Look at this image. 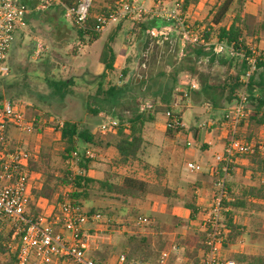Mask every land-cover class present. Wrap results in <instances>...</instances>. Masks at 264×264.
I'll use <instances>...</instances> for the list:
<instances>
[{
    "label": "rangeland",
    "instance_id": "374dc122",
    "mask_svg": "<svg viewBox=\"0 0 264 264\" xmlns=\"http://www.w3.org/2000/svg\"><path fill=\"white\" fill-rule=\"evenodd\" d=\"M96 1L99 3V5H95L94 7L96 15L100 13L102 7L111 6L109 0ZM141 1L142 0H140V2ZM216 2L217 0H202L201 5L192 14V18L186 19L190 25L191 32H195L199 29L195 21H198L197 23H200V25L205 23L208 12ZM150 3L151 4L147 6L149 13L144 14L139 21H147L151 18L160 17L168 20L165 13H178L180 15L183 13L181 12V5L174 0L164 1L163 5L159 8L153 7V1H150ZM249 7L251 11L250 16L252 17L249 20L250 25L255 29L264 21V0H249ZM251 8L254 12H252ZM121 21H123L128 28L127 35L124 37V43L130 50L129 58L126 62L125 60L120 61L118 58V62L117 60L114 61L112 70H105V67L100 63V56L111 28ZM121 21L116 22L109 30L102 33V37L99 40L92 44H88L78 39L77 30L73 25V19L67 16L65 9L61 6H57L44 13L31 12L28 15L25 33L20 37L16 50H11L9 55L10 74L6 77L0 75V78L6 79L8 84L12 85L10 89H6L5 95L7 99L24 105L28 117H38L40 115L45 120V118H48V115H50L55 122L54 124H48L45 121L40 123L39 127L43 128V131L32 135H19L17 132L12 131L13 142L23 143L26 148L34 153V156L37 155V158L31 163L39 161L41 151H45V153L50 156L51 164L54 169L61 170L62 168L66 169V167H68V163L61 157L63 145L60 140V131L56 127V123H64L65 121L77 123L81 130H92L96 135H99L104 146L106 143L113 145L116 141L115 134L101 132L99 129L102 122V115H106L108 118L118 121L119 119L126 121L131 116L137 102L141 105L144 104L151 94L158 91L159 85H161L162 82L157 80H152L151 82L149 70L146 69L143 73L144 78L142 80L144 84L138 77L142 70H134V72H132L133 75H131V69L128 68V64L131 65L130 67H133L132 64L136 62L137 59L140 61L144 58L141 55L137 58L138 50L135 47L139 37L138 29L136 30L135 28L136 23L139 21L131 19H124ZM171 21L172 24L169 25L168 28H171L178 39H183L181 26L175 20ZM159 32L162 35L164 34L165 37H167L165 33H169L168 30L163 28ZM261 35V41L257 47L263 50L264 33H261ZM121 36H124V34ZM149 37L154 39L151 34H149ZM34 38H37L45 48L37 57H35L34 53ZM178 60L180 61V59ZM173 61L175 62L176 60L173 59ZM206 67V60L199 62L200 73L206 72ZM125 69L129 70L127 71ZM161 70V68H158V70H154V72H160ZM223 72L224 70L220 66L216 65L212 68V73L217 75L216 79L222 77ZM49 81L68 83V88L63 90L65 95L61 96V93H58L54 85ZM126 83H128V87L125 88L124 85ZM192 85L189 78H187L179 87L181 92L178 89L172 94L170 105L158 99L155 108L157 113H160V121L162 122L164 119L162 114L166 112L170 106L173 107V110L182 116V121L187 128L191 130L190 134L188 136L181 135L176 139H172L174 143H171L165 140L167 139V135L165 134V129L162 128L163 125L157 126L149 124L145 131L146 144L143 156L144 162L158 167L162 166L168 168L170 165L168 162H170L172 167L175 166L181 171L186 180L193 178L194 174L201 173L187 169L188 162L192 161L199 164L204 170L206 168L205 164H212L215 162L216 154L220 152L219 149L213 148L203 152L201 147L204 142L211 139L206 136L208 133L215 130V127L221 123L222 116L230 106L224 101H220L217 108H213V105L209 103L211 105V113H209L206 109L200 107L204 104L193 94ZM112 87H122V90L119 92L118 96H116L114 102L112 101L113 98L108 95ZM180 93L188 97L184 100ZM163 94L167 95L168 92ZM186 100H190V102H186ZM193 103H197L194 104L197 106L193 108L186 107V105L192 106ZM250 105L251 97L249 108H251ZM50 122H52L51 118ZM213 122L216 124L211 126ZM248 124V127L242 130L243 138L250 136V140L246 138L249 142H263L264 126H258L256 123H251L250 121ZM194 130H198L199 133L197 135L192 133ZM187 145L189 147H187ZM173 149H175L174 153H172ZM88 150L97 156L96 162L93 164L92 172L95 178L104 179L107 175L109 176L114 173V170L110 166L115 156L114 147L103 148L101 150L88 148ZM138 168H140V165L136 163L134 169L138 171ZM70 169L74 173H78V162L75 160L72 161ZM122 173L125 172L122 171ZM139 173L142 176L144 172L139 171ZM145 177L149 181L154 180L153 174L146 175ZM205 180L210 185V188L208 186V192L214 191L215 193V186L212 183L210 184L211 178L205 177ZM234 181L241 183L248 182L247 178H244L241 172L235 173ZM170 185L173 190H179V188L176 187V185H178L177 183L172 182ZM212 186L214 188H212ZM187 189L188 188H186L185 191L188 192ZM179 191H181L180 196L184 195L182 194L184 190ZM63 192H65V190L60 191L58 194H62ZM58 194L52 200V203L57 200ZM152 195L156 196L157 200H167V197L162 195V188L155 184L152 187ZM172 200L180 203V200L183 199L173 198ZM40 205L46 207L44 208L46 214L50 213L52 205L48 206L46 203H40ZM81 206L87 212L95 210L106 216H109L107 213H111L112 215L109 217L115 219H128L124 215V213L127 212L124 211L126 207H123L120 202L115 200L96 199L82 202ZM130 210L134 211L133 213H129L133 214L131 217L142 215L151 220L150 225L153 226V228L149 229L147 228L148 226H145L141 228V232L155 233L154 236H151L152 243L156 245L155 247L159 245V241H162L165 248H168L172 243H176L179 237L185 239L189 235L190 229L186 228L183 222L180 224L175 221H173V223H166L158 219L155 215H146L134 208ZM241 220L247 224L245 247H235L234 250L247 251L251 255H255L264 249V214H253L251 216L248 213L245 217H242ZM99 234H102L105 238L100 247L93 242L92 237L88 239L93 247L92 250L95 252L96 249L99 248L98 250L101 254H111L112 256L113 253H116V251L114 252V247L119 248L120 244H122L123 234L114 232H103ZM232 254L233 253L230 252V258H232ZM201 255L202 253H195L193 250H190L189 252H182L180 257L185 256L188 262H193V260L201 257ZM174 261L176 262L175 257Z\"/></svg>",
    "mask_w": 264,
    "mask_h": 264
},
{
    "label": "trees",
    "instance_id": "16d2710c",
    "mask_svg": "<svg viewBox=\"0 0 264 264\" xmlns=\"http://www.w3.org/2000/svg\"><path fill=\"white\" fill-rule=\"evenodd\" d=\"M79 0H63V5L66 8L74 9ZM110 7H102L98 15L95 14V5L99 3L95 0L88 17V21L84 28H81L73 20V25L77 30V37L80 41L88 44L99 40L102 33L95 31V24L97 17L100 15L108 16L112 10L117 8L119 0H109ZM166 1V0H161ZM182 7V18L185 24L190 25L186 19L192 18L194 11L201 5L202 0H174ZM247 0H217L211 7L206 21L203 25L198 24L199 29L193 33L199 36L195 43L186 42L183 47L184 57L179 61L176 59L179 45L175 48H169L168 42H163L161 45H156L158 52L171 51L167 61L174 66L172 80L162 82L159 85L158 91L151 94L147 101L157 104L158 99L170 105V98L177 90L176 79L180 73H186L193 78H196L199 83V90L193 91L202 103H210L217 107L220 101L231 105L236 99L237 93L241 90V77L245 75L248 70V63L246 59L251 56L253 48L260 55L257 58V70L249 80V93L251 97V113L249 120L256 123L258 126H264V49L260 50L257 46L261 41V33H264V21L261 22L255 29L250 25V15L246 13ZM28 6L32 7L31 4ZM172 24L171 20L164 18H151L147 21L136 23V30L138 29V39H142L147 34L148 30L154 28L161 30L165 26ZM123 21L111 28L107 43L103 47L100 63L104 65L105 70H112L116 54L112 48V44L120 31H122ZM204 41V43L202 42ZM214 42L223 43L232 48V52L225 51L222 54H215L213 51ZM206 44H210L207 46ZM156 49V48H155ZM173 59L176 61L174 62ZM207 61L206 72H199V62ZM223 68V76L217 78V75L212 73L214 66ZM30 74V73H29ZM55 90L65 95L63 90L68 88V83L49 81ZM143 83V81H142ZM144 84V83H143ZM12 85L8 84L6 79L0 78V104L5 101L13 102L7 99L5 95L6 89H10ZM125 88L128 87L126 83ZM120 88H111L108 95L113 98V102L118 96ZM165 90V91H164ZM168 92L167 95L163 94ZM183 99H186L182 93ZM141 104L137 105L132 111L131 116L123 121L119 119V125L115 134L116 141L112 145L103 141L92 130H81L77 123L65 121L62 127H57L60 131V140L63 145V152L61 157L68 163L66 169L56 170L52 167L51 158L45 151H41L40 159L37 162L31 163V169L40 175L42 181V188L34 191L35 200L30 203L29 215L37 218L44 208L40 203H46L48 206L52 205L50 215L56 208V203L62 194L60 191L70 189L68 198L72 201L82 204V202L93 201L96 199H110L120 202L123 207H129L130 203L135 200H145L147 196L152 193V187L155 185L163 186V180L166 176V171L160 167H153L144 162V147L145 138L144 131L148 123L155 120L157 113L155 110H148L142 112L140 110ZM173 112V107H169ZM180 117V115H178ZM39 117V116H38ZM46 117V122L49 120ZM56 120V119H55ZM35 130L41 133L43 128L36 124ZM172 130L167 129V135L172 136ZM250 140V136L248 138ZM114 147L116 157L111 161V168L115 169L112 175H107L104 179H95L89 176V171L96 162L94 159L86 157L88 148L93 150H101L103 148ZM87 149V150H86ZM249 164L247 166L238 167L241 169L243 176L248 171L250 178L248 182L241 183L236 181L227 182V190L230 200H225L223 206L226 211L223 213L224 230L227 231V236L223 241V248L229 250L235 246L239 240L247 234V226L241 220L246 214H264V153H256L245 157ZM78 162V173L71 171L70 166L72 161ZM136 163L140 165L138 171H129L127 174H119L118 170L132 168ZM235 167V166H234ZM139 171L144 172L139 175ZM58 173V174H57ZM57 174V175H56ZM153 174L155 183L151 184L145 177ZM162 188V187H161ZM58 194L57 200L52 203V200ZM172 192L168 188H162V195L169 197ZM191 211L189 226L191 230L187 238L179 237L176 244L184 251L189 252L193 250L195 253H202L201 257L193 260V264H201L208 252V246L205 244L208 231H199L194 226L199 217V212L195 207L193 199L186 204ZM95 210H90L89 213H95ZM104 212V211H103ZM134 211L128 209L124 213L126 218H130ZM45 213V212H44ZM46 214V213H45ZM109 216L111 213H107ZM147 228L152 229L150 224ZM12 234L5 232L0 236V264H15L16 258L9 249L6 243L11 239ZM92 237L93 242L100 247L105 238L102 234H95L91 232L88 239ZM163 243L155 247L152 243L151 236L141 233L125 234L123 235V247L121 252L119 248L114 247L119 259L124 256L123 264H158L159 252L162 250ZM99 249V248H98ZM96 250L93 254V259L96 264H104L106 261V254L103 255ZM119 252H118V251ZM232 259L236 264H264V249L255 255L246 253L233 254Z\"/></svg>",
    "mask_w": 264,
    "mask_h": 264
},
{
    "label": "built area",
    "instance_id": "2783aa9c",
    "mask_svg": "<svg viewBox=\"0 0 264 264\" xmlns=\"http://www.w3.org/2000/svg\"><path fill=\"white\" fill-rule=\"evenodd\" d=\"M94 1L79 0L74 9H69L63 5V0H0V75L6 77L10 74V52L16 35L25 30L28 15L31 12L44 13L61 6L68 17L84 28ZM143 1L119 0L117 8L108 16L97 17L95 31L104 33L113 24L124 19L141 20L144 14L149 13ZM149 1H153L157 7H161L164 2ZM165 16L168 20H175L181 26L185 43L198 41L199 36L190 31L182 15L165 13ZM149 33L154 37L157 45L166 40L165 35L157 30ZM44 49V45L36 41L35 57L39 56ZM213 51L216 54H222L225 51L232 52V48L215 42ZM259 56L253 48L251 56L246 59L249 68L241 80L242 88L222 118V124L226 130L225 147L221 154L216 155L215 163L210 167V173L215 178V193L201 225L203 231H208L205 241L208 252L201 259V264H236L227 256L223 248V241L227 236V231L222 226L223 213L226 211L223 203L225 200H230L227 182L237 160L253 155L257 150L259 153H264L263 142H249L242 136L243 124L251 113L249 80L257 70ZM146 69V62H142L139 79L144 78L143 73ZM153 108L154 105L146 101L141 105L140 110L144 112ZM166 116V129L173 132L185 129V124L177 114L168 110ZM50 118L47 122L40 115L30 118L26 107L20 103L5 101L0 104V236L5 232L12 234L6 247L15 255V264H96L89 255L92 245L87 237L91 232L135 234L141 232V228L150 224L151 220L142 215L120 220L101 212L89 213L80 204L68 198L70 191L68 188L62 193L52 214L47 215L42 211L37 218L29 215L30 203L35 200L34 191L42 188L40 175L30 167L37 155L34 156V153L23 143L13 142L12 131L19 135H32L37 133L36 124L44 121L54 124L52 117ZM56 125L60 128L63 123H56ZM118 125V120L102 115L99 129L101 132L116 134ZM86 157L95 159L96 155L87 151ZM188 169L193 172L204 170L201 165L194 163H188ZM179 251L180 247L175 242L172 243L160 252L158 264H167L172 255L178 254ZM119 261L123 264L124 256ZM182 264L193 263L186 261Z\"/></svg>",
    "mask_w": 264,
    "mask_h": 264
},
{
    "label": "crops",
    "instance_id": "0c3cea01",
    "mask_svg": "<svg viewBox=\"0 0 264 264\" xmlns=\"http://www.w3.org/2000/svg\"><path fill=\"white\" fill-rule=\"evenodd\" d=\"M143 2H144L143 4L145 5L146 8H148L147 6L151 4L149 0L148 1L144 0ZM154 6H155V8H159V7H157L156 5L153 4V7ZM251 10H252V8H251ZM252 12H254V10H252ZM246 13L248 15H251L250 7H249V0H247V4H246ZM157 17H160V16H157ZM139 22H141V21H139ZM126 26L127 25H125L123 23L122 31L119 32V34L117 35V37L115 39V42L112 44V48H113V50H114V52L116 54L117 62H118V58L120 59V61H122V60L124 61L125 60V62L129 58L128 56H129L130 50L128 49L127 45L124 43V37L127 35V29H128ZM168 27L169 26H165L163 28V29H166V30L169 31V33H166L167 37H166L165 42H168L170 44L169 48H173V47L175 48L177 45H179V49L177 50L176 59H180L181 60L182 57H184V53H183V47H184V44H185L184 39H178L177 35L171 30V28H168ZM152 30L160 31V30H158L156 28H154ZM152 30H148L146 32L147 35L145 37H143L142 39H138V41L135 44V47L138 50V57L137 58H139L140 55L142 57H144V58L142 60H140V61H138L139 59H137L136 62H134L132 64L133 67H130L131 65L128 64V68L131 69L130 73H131V75H133L132 72H134V70L135 71H137V70L139 71L140 64L142 62H146L147 70L150 71L149 73H150L151 82H152V80L153 81L157 80V81H161V82L172 80L174 66L167 61V58L169 57V54H171V52L174 53V49H171L170 52L169 51H165V52L164 51L163 52L160 51V52H158L157 47H155V40L152 39L151 37H149V34H150L149 32L152 31ZM23 33H25V30L19 32L16 35V40H15V43H14V45L12 47V50H16V48L18 47V42L20 40V37H22ZM109 34H110V32H109ZM109 34L107 36V39L109 37ZM122 34H124V36H121ZM34 39H35V41H34L35 42L34 43L35 46L34 47L36 49V41H39V40L37 38H34ZM106 43H107V41L105 42V44ZM182 53H183V56H182ZM158 68H161L162 70L160 72H154V70H158ZM125 70L128 71L129 69H125ZM187 78H189L190 82L193 84L192 87H191L192 90L193 91H198L199 83H198L197 79L193 78L190 75H188L186 73H183V72L177 75V79H176L177 90L181 86V83L184 80H186ZM242 78H243V76L241 77V80H242ZM241 80H240V82H241ZM142 81L143 80L141 79V82ZM179 91L181 92L180 89H179ZM184 96L188 97L187 95H184ZM186 102H190V100H186ZM157 103H158V101H157ZM194 104H197V103H193L192 106H187L186 105V107L187 108L188 107H192L193 108L194 106H197V105H194ZM203 104L204 105H201L200 107L202 109H206L209 113H211L210 107H211L212 104L211 105L209 103H203ZM156 106H157V104H155L154 108L151 109V110H155L156 111V109H155ZM212 107L213 108H217L215 106H212ZM167 111L162 114V116L164 117L162 122L160 121V119H161V116H159L160 113L159 114L156 113L155 114V116H156L155 120L153 122H151V123H148L147 125H149V124H154V125H157V126L163 125L162 128L165 129V134L167 135V129H166V123H167L166 113H167ZM173 112L175 114H177L174 110H173ZM177 115H180V114H177ZM180 118L182 119L181 115H180ZM222 118H223V116H222ZM249 121L246 120V122L243 124L242 130H244L245 128L248 127V125H249L248 122ZM211 124H213L211 126H214L216 123L213 122ZM147 125L145 127V131L147 130V127H148ZM215 130H213L212 132L208 133V135L206 137L207 138L210 137L211 139H209L207 142H204L202 147H201V149H202L203 152H206V151H208L210 149H213V148L219 149L220 152H218L216 154V155H218V154H221L224 151V147H225L226 130H225L223 124H222V119H221V123L218 126L215 127ZM145 131H144V138H145ZM190 132H191V130H189L187 128V126L185 125V129H183L182 131H179V132H173L174 134L172 136H168L167 135V139H165V140L169 141L171 143H174V140H172V139H176V138L180 137L181 135L188 136L190 134ZM192 133H195L197 135L199 132H198V130H194V131H192ZM246 138H249V137L247 136ZM145 142H146V138H145ZM263 143H264V141H263ZM156 144H158V143H156ZM187 147H189V146L187 145ZM174 152H175V149H173L172 153H174ZM115 157H116V151H115L114 158ZM96 159H97V156H96V158L94 160H96ZM168 163L170 164V165L168 164L169 165L168 168H164V167L160 166V168H163L166 171V176H165V178L163 180V186H161V187L162 188H168L172 192V194L169 197L166 198L167 200H157L156 196H154V195H152V193H150L147 196V198L145 200H143V201H141V200L132 201L130 203L129 207H127L124 211H127L128 209L134 208L135 210H139L142 213H145L146 215H155L158 219H161L163 222H166V223H170V222L173 223V221H175V222L180 224L181 222H183V223H185L186 228L191 230V227L188 224L189 220H190V217H191V211H190V209L187 208L186 204L188 203V201L193 199V201L195 203V207L197 208V210L199 212L198 220L196 221L194 226L196 227L197 230L203 231L202 228H201V225H202V222H203L204 217H205V212H207V210L209 208V205H210L209 202H211L213 197H214V191H209L208 192V186L210 188V185L206 182L205 177L211 178L210 184L212 183L214 185L215 178L210 173V167L212 165H214L215 162L212 163V164H209V163L205 164L206 165L205 170H203L201 173L194 174L193 178L187 179V180L185 179V177L183 176V174L181 173V171L179 169H177L175 166L172 167L170 162H168ZM188 163H194V162L190 161ZM148 164H150V163H148ZM194 164H196V163H194ZM248 164H249V161L245 157L244 158H240L239 160H237V162L235 164V167L232 170L230 177L228 178V181H233L234 180L236 172L237 173L241 172V174L243 175L241 169L238 168V167L247 166ZM150 165H152V164H150ZM197 165H199V164H197ZM134 166L132 168H128V169H120V170H118L116 172H118L119 174H127L129 171L136 170V169H134ZM152 166L153 167H158L156 165L155 166L152 165ZM187 169H188V164H187ZM113 170H115V169H113ZM121 170L124 171L125 173H122ZM92 172H93V165H92V167H91V169L89 171V176L92 177V178H95L93 176ZM139 175H141V174L139 173ZM243 177L247 178V180H249L250 172L247 171L245 173V176H243ZM95 179H97V178H95ZM172 182H175V183L178 184V185H176V187H178L179 190H184V192L182 193L184 195L180 196L181 195V191H179V190L176 191V190L172 189V186L170 185ZM150 183L154 184L155 183V179L151 180ZM186 188H188L187 189L188 192L185 191ZM212 188H214V187L212 186ZM189 189H190V192H189ZM192 191H193V193H192ZM173 198L183 199V200H180V203H178V202L172 200ZM51 209H52V207H51ZM243 223H244L245 226H247L246 222H243ZM139 233L150 235V236H154V234H155V233H152V232H146V233L145 232H139ZM123 235H125V234H123ZM245 238H246V236L242 237L235 246L231 247L230 250H226L227 256L229 258H230V256H229L230 252L233 253V254L246 253V254L251 255L247 251L234 250L235 247H245V241H246ZM160 243H163V242L159 241L158 244H160ZM153 245L156 246L154 243H153ZM122 247H123V242H122V244H120V247H119V251L120 252L122 250ZM162 247H163L162 250L165 249L164 243H163ZM92 249H93V247H91V250L89 251V255H90L91 258L93 257V253H95ZM160 252H159V254H160ZM182 252H184V249L180 248L179 253L176 254V255H172L171 259L169 260V262L167 264H182V263L186 262L188 259L185 256L184 257H180ZM174 257L176 258V262L174 261ZM230 259H232V258H230ZM104 264H121V263L119 261V256L117 255V253H113L112 256H111V254L106 255V261H105Z\"/></svg>",
    "mask_w": 264,
    "mask_h": 264
}]
</instances>
